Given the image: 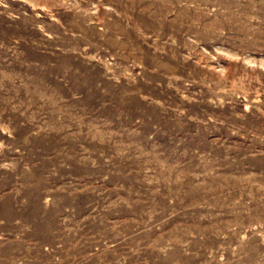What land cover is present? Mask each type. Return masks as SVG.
Here are the masks:
<instances>
[{"label": "rangeland", "instance_id": "374dc122", "mask_svg": "<svg viewBox=\"0 0 264 264\" xmlns=\"http://www.w3.org/2000/svg\"><path fill=\"white\" fill-rule=\"evenodd\" d=\"M0 264H264V0H0Z\"/></svg>", "mask_w": 264, "mask_h": 264}]
</instances>
